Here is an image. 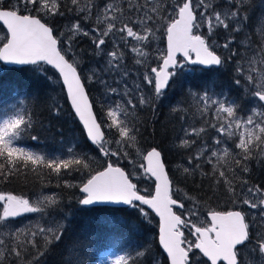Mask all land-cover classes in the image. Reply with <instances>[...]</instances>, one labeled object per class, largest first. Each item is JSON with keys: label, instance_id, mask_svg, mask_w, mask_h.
<instances>
[{"label": "snow or ice", "instance_id": "snow-or-ice-1", "mask_svg": "<svg viewBox=\"0 0 264 264\" xmlns=\"http://www.w3.org/2000/svg\"><path fill=\"white\" fill-rule=\"evenodd\" d=\"M0 29V74L27 66L59 87L84 138L53 155L18 146L42 123L38 109L61 116L47 94H25L0 118V183L31 174L40 186L0 191V264H46L57 249L60 264H77V241H65L73 204L124 205L137 228L158 217L163 255L145 240L112 264H264V181L253 180L254 166L264 169V0H0ZM224 68L227 85L208 75ZM173 87L183 100L169 110L180 126L168 150L181 163L170 175L163 145L145 142ZM32 214L35 223L17 224Z\"/></svg>", "mask_w": 264, "mask_h": 264}, {"label": "trees", "instance_id": "trees-1", "mask_svg": "<svg viewBox=\"0 0 264 264\" xmlns=\"http://www.w3.org/2000/svg\"><path fill=\"white\" fill-rule=\"evenodd\" d=\"M3 29H0L2 34ZM8 68H18L9 67ZM22 71L2 72L0 74V118L7 115L13 105H18L19 99L27 93L40 94L42 97L47 94L53 96L58 93L57 99L64 106L60 117L52 115L47 108L37 110L38 118L42 122L37 125L36 129L29 135H25L19 142L24 145L35 147L43 152H58L63 151L69 143L73 140H79L81 144L84 143L82 125L74 116L68 115L71 107L60 88L57 87L55 92L48 88L45 81L38 79L37 76L27 67ZM218 71H213L216 73ZM221 72V71H219ZM210 73V74H212ZM208 74V75H210ZM219 78V82L228 84L231 78L230 72L225 73ZM202 71L200 68L196 72L188 76L189 79L201 78ZM170 89H174L170 88ZM172 93V91H170ZM92 97L94 95L90 93ZM245 104V103H244ZM162 112L159 118V123L156 124L155 136L149 135L145 142V146L152 143H161L165 149V159L167 167L170 170V175L175 172L176 165L181 163V156L179 153L170 155L168 150L170 147V140L174 136L171 132V123L167 119L164 126L161 122L165 119L163 117L169 111L167 108L158 110ZM151 114H142V117L147 119ZM37 135V140H31L30 135ZM257 167L254 166L255 172ZM176 175H179L176 173ZM254 182H258V177L253 176ZM181 187L185 185L181 183ZM191 186V184L189 185ZM40 190L39 183L35 181L31 174L27 178L20 176L12 178L6 183H0V191H11L16 194L32 195ZM55 190V189H53ZM61 191L60 189H58ZM221 207H224L223 201L220 202ZM215 206V204L213 205ZM76 212L69 215V219L73 221L71 225L76 229V232H69L65 235V241L70 238L77 241L76 252L71 253V258L79 264L80 260L84 264H98L101 260L102 253L108 248H118L121 250H130L145 240H153V248L158 253L162 251L155 242L156 234L158 232V218L154 216L153 224L147 229L137 228L138 221L135 213L130 208H119L110 206L91 207V211L82 210V206L74 204ZM67 258V257H66ZM60 249H57L53 254L49 255L46 264H60Z\"/></svg>", "mask_w": 264, "mask_h": 264}, {"label": "rangeland", "instance_id": "rangeland-1", "mask_svg": "<svg viewBox=\"0 0 264 264\" xmlns=\"http://www.w3.org/2000/svg\"><path fill=\"white\" fill-rule=\"evenodd\" d=\"M260 8L258 6H254L253 8H251L249 10L250 12V15L253 17V20H252V24L258 29L261 25L257 22L258 21V18L260 17L261 15V9L259 10ZM60 23H65V21H60ZM155 46V45H154ZM158 46L163 49L166 47V40L161 37V40L158 42ZM83 47L85 50L88 49V44L87 43H84L83 44ZM27 67V66H26ZM190 67H193V66H186L184 72H185V76L186 77H190L191 75H193L196 70L198 69V66H195L196 70L195 71H192L190 72L188 69ZM225 69V70H224ZM221 72H216V73H212L210 74L211 78L212 79H215L218 81V83L220 84H224V85H227L225 83H221V81L219 82V78L223 75H226L225 73H228L230 72L229 69L227 68H224ZM231 75V73H230ZM170 91H172V93L170 91L167 92V95L166 97L162 98L160 104H159V107H158V110H162L163 108H167L170 110V107L172 105H175L177 103H179L181 100H183V96L180 94V91L178 88L174 87V89H169ZM217 91H219V88L217 89ZM225 91H228V89L226 88ZM92 94L95 96L98 95V93L95 91V90H92ZM230 95L232 96H240L241 93L235 89V88H232L231 91H230ZM53 96H55L56 98L58 97V93L56 94H53ZM243 103H245L246 106H250V102L248 100H244L242 101ZM13 110V108H11V110L9 111V113ZM8 113V114H9ZM162 115V112L160 111L159 112V118L161 117ZM163 120L161 122V125L164 126L167 122V119L170 121L171 123V128H172V131L174 133V135H176V130L179 129V123L178 122H172L171 121V118L169 116V111L165 114V116L163 117ZM156 126V125H155ZM18 146L20 147H23V148H26L30 151H33V152H37V153H42V154H46V155H53V154H60L62 153L63 151H58V152H43L42 150H39L35 147H31V146H28V145H24V144H21L19 141H18ZM170 155H174L176 153V151H170ZM253 176L255 177H258V182H261L262 181V177H264V169H261V168H258L256 169L255 172H253ZM45 191H53V189H45ZM54 191H57L59 192L58 189H55ZM65 211H69V209H65ZM71 213H74L76 212V209L74 208V204L72 205L71 207ZM39 219V216L38 214H32L30 217L29 216H26V217H21L18 219L17 221V224L23 226V225H26L28 223H35L36 220ZM41 223H43V221H41ZM125 250H121V249H118V248H108L106 249L103 253H102V256H101V260L98 262V264H112V260L114 259V257L118 254H123Z\"/></svg>", "mask_w": 264, "mask_h": 264}, {"label": "water", "instance_id": "water-1", "mask_svg": "<svg viewBox=\"0 0 264 264\" xmlns=\"http://www.w3.org/2000/svg\"><path fill=\"white\" fill-rule=\"evenodd\" d=\"M8 66L9 67H26V66H14V65H8ZM97 206H110V207H119V208H121V207L124 208L125 207L126 208V206H124V205H116V204H96V205H93L91 207H97Z\"/></svg>", "mask_w": 264, "mask_h": 264}, {"label": "flooded vegetation", "instance_id": "flooded-vegetation-1", "mask_svg": "<svg viewBox=\"0 0 264 264\" xmlns=\"http://www.w3.org/2000/svg\"><path fill=\"white\" fill-rule=\"evenodd\" d=\"M260 10V9H259ZM198 68H200L199 66H198ZM223 69H219V70H216V71H222ZM225 70V69H224ZM168 91H170V90H168ZM262 181H264V177H262Z\"/></svg>", "mask_w": 264, "mask_h": 264}]
</instances>
